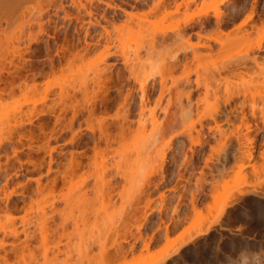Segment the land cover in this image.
<instances>
[{
    "label": "bare ground",
    "instance_id": "1",
    "mask_svg": "<svg viewBox=\"0 0 264 264\" xmlns=\"http://www.w3.org/2000/svg\"><path fill=\"white\" fill-rule=\"evenodd\" d=\"M192 2L193 0H0V56L3 59V61L0 60V248L3 249L0 253V261L2 264H9V253L6 249L7 237L12 238L10 244L13 247L10 251L13 252L18 245V243L15 244V239L20 235L18 218L15 215L18 205L14 195L19 192L17 177L22 166L27 167L32 161L30 158L32 153L29 151L32 129L29 125L37 111L42 110L40 106L47 105L49 99H57L56 103L60 104L56 125L62 124L71 132L73 145L77 140H83L81 129L85 124V128L91 133L92 138L87 142H92L93 154L85 159V152L79 155L81 154L79 151L78 154L77 150L74 152L71 150L73 152H71L69 165L71 174L69 176L67 172L65 175L68 177L65 176V178L70 183L76 175L71 182L78 189L75 193H73L72 184V190L68 193L63 192L64 194L58 195L59 197L54 196L56 192L52 190L50 194L53 193V198L49 194L48 196L53 201L50 200L49 204L45 199L43 201L40 198L41 202L45 203L43 204L45 208L41 205L42 203L39 204L40 199L37 200V195L34 199L32 194L31 198L33 197L35 202L37 200L36 203L39 205L31 201L33 204H29L31 206L28 207V213L35 209L37 213H40L38 216L34 212L32 215L35 214V216L29 213L32 217L28 214L26 217H21L23 227L21 231L26 234V241L30 239L27 236L30 224L35 223L38 229H45L48 226V220H55V213H58L62 229L65 230L69 220H72L73 222L70 223L74 225L73 229L84 232L83 235L89 234L87 228L89 229L90 224L94 225V231L103 229L101 233L99 232L100 234L97 233L100 238L103 232H105L104 236L108 234L107 232L110 233V229L112 232L116 230V233L127 229L128 235L123 239L124 241L116 243L115 251H113L114 259L117 257L120 259V256L126 257L128 252L135 249L134 242L128 248H125V243L133 235L132 227L134 226L137 228L134 238L138 239L142 236L141 228L145 225L151 209L149 204L151 199L147 198L152 193L151 186L149 183L145 185L142 182L143 179L139 182L143 183V187L138 191L125 192L126 187H123L119 190L120 204L117 206L116 197L118 196L115 197L116 190L113 186L117 184L114 182L111 184L109 180L112 179L108 177V173H105L109 169L108 162L101 160L103 158L101 156L105 155L109 149L110 153L111 150L114 152L111 153V159L113 158V166L117 173L128 177L127 172H131L128 170L131 166L137 169V172L140 171L141 166L147 164L151 166V169L154 167L162 171L167 151L173 147L174 139L175 142L179 139L184 159L182 158L183 160L179 163L182 166L180 165L176 177H180V184L189 185V180H186L182 173L183 168L195 175L202 164L200 161L206 146L211 145L210 140L224 139L225 146L219 166L216 172L210 171L212 178L207 180L204 177L206 174L201 172L202 177L198 179L195 186L191 187L192 204L195 209L200 195L206 194V189L210 185V192L213 191L217 174L221 175L228 165L230 167L236 165L241 171L250 164L248 162L253 154L250 148L252 136L256 137L259 131L264 132V84L260 86L261 88L258 84L254 85L255 90L250 88L239 90L235 89L228 80L226 82L219 80L217 83L202 82L200 79L193 81L191 72H186L183 75L184 82L189 84L194 82L196 86L204 89L195 101L185 87L180 88L178 82L170 83L166 77H162L155 104L150 105L149 81H155L158 72L147 73L146 66L149 64L147 62L154 58L159 60L160 54L163 53L159 47L165 44V49L168 48L170 39L174 42H184L185 39L189 41L193 21L188 19L178 23L170 31H162L160 39L162 43L154 38L161 45L150 42L151 45H146V49L140 41L145 37L140 39L137 36L141 34L139 32L141 29H138L140 27L138 23L142 21L140 15L151 16L171 6L175 7V11L170 13L178 15L182 8L187 10ZM144 6H147L149 10L146 9V13H140V9ZM200 22L204 24L209 22V19H201ZM216 23L219 24L220 21ZM143 26L141 25L142 31ZM143 47L148 53L149 60H146L147 57L142 59ZM171 47V52H169L170 49H166L168 56L163 53L160 57L162 58L160 62L164 60L161 62L164 67L170 69L173 67L174 70L182 65L188 70L193 63H202L209 59V62L217 66L219 73H225L230 78V76H237L245 69L261 68L264 63V29L259 34L256 45L246 50L237 49L229 54L226 52L227 49L222 47L218 50L212 46L196 48L192 44ZM141 48L142 51H140ZM35 50H42L41 55L45 59L41 65H36L31 58V52ZM214 55L218 57L214 58ZM113 57L116 61L112 60ZM118 61H121L125 70H128L129 76L135 80L140 90V104L136 119L133 118L130 102L132 95L125 89L129 84L128 78H125L126 83L119 82L120 85L116 89L117 95L112 96L110 91L114 86L111 85L112 79L107 72L114 68ZM41 88L43 91L39 93ZM184 95L188 103L184 101ZM52 106L47 107L55 109L54 104ZM113 108L116 111L109 114ZM197 124L199 127L196 128ZM243 126L249 130L245 134L249 137V144L244 143L242 135H236L235 138L233 136V129L239 130ZM167 134L171 136L168 137L164 146L156 147L155 144H159L158 139ZM132 138L135 143L131 146L133 143L129 144V141ZM22 154L26 156L23 157ZM75 154H78L77 158ZM175 158L172 156V160L175 161ZM92 166L95 171L101 167L104 174H99L98 170L96 174L93 170L94 173L91 172L89 176L98 175L97 177L100 179L104 177L105 180L109 178L106 181L101 180L102 185L97 178L100 186L97 182L96 187L99 186L101 189L94 188L96 192H90L92 189L88 188L86 185L88 183L84 179L88 168ZM180 170L183 171L179 172ZM137 172H131L132 181L136 180ZM135 173L137 174L133 176ZM167 176L171 178L170 174L163 172L156 177L157 182L153 180L155 183L150 179L154 183L153 187L158 190L162 184L166 183ZM77 178H81L84 182ZM75 181H79L78 183L84 189L80 188L78 183L75 185ZM108 182L110 183L106 185ZM103 183H106L108 188ZM146 186L148 188L144 191L143 188ZM178 186L175 183L170 190L175 191ZM61 201L63 206L60 205V207ZM46 205H49L48 208L51 206L50 216H48L50 213L46 214ZM227 205L222 206L219 215L223 214ZM100 226L105 227L99 228ZM106 227L109 228L107 232L104 231ZM168 228L166 226L164 229L168 230ZM61 234L63 235V232ZM82 238L85 237L82 236ZM109 256L106 257L107 261L110 260ZM102 261L101 259V264ZM27 262L25 261L24 264Z\"/></svg>",
    "mask_w": 264,
    "mask_h": 264
},
{
    "label": "rangeland",
    "instance_id": "2",
    "mask_svg": "<svg viewBox=\"0 0 264 264\" xmlns=\"http://www.w3.org/2000/svg\"><path fill=\"white\" fill-rule=\"evenodd\" d=\"M144 7H142L143 9H140V13H146L147 10H149L147 9V6ZM170 11H175V7L171 6L167 9H162L161 12L159 11L151 16L144 15L146 16L144 17L143 14L140 15L142 21H139L140 23H138L140 24V27L138 25L137 26L139 28L137 26L136 27L141 29V31L138 30L141 32V34H138L137 36H139L140 39L145 37L140 41H142V44H144L146 49V45L150 46L153 44L152 42H161L160 39L162 31H170L175 26H177L178 23H183L188 19H192L193 21V30L191 32L190 40L188 41V39H185L188 43L185 42L184 39V42L175 41V43L173 39H168L170 42L168 40L167 41L170 45L166 49H170L169 52L172 51L171 46H175L174 48H176L181 45L192 44L196 48L212 46L215 50H218L222 47L227 49L226 52H228V54L234 53L233 51H237V49L246 50V48L256 45L259 34H261L264 29V0H193L191 6L187 10L182 8L178 15L171 14ZM205 18H208L209 22L204 24L201 23L200 20ZM218 20L220 21L219 24L216 23ZM141 25H144L143 31ZM154 38H157V40L159 39L160 41L158 40L159 42H157V40ZM161 43L159 44L161 45ZM163 45L164 46L161 45L163 48L161 46L159 47L160 51L164 53H161V56L162 54L165 55L168 52L165 49V44ZM133 46L135 47L134 44ZM145 47H143V51L142 48L140 50L142 51L141 54L143 53L142 55L144 56L142 59L147 57L146 60H149L148 53L145 52ZM157 51L159 52V50ZM41 52L42 50H35L31 52V58L36 65H41L44 62L45 58L43 55H41ZM214 56V58L218 57V55ZM1 57L2 56H0V60L3 61ZM160 57L159 60L154 58L147 62L149 64L146 63L147 73L158 72L156 80L149 81L151 106H154L159 94L162 77H166L170 83L175 81L178 82L180 88L185 87L190 91V96L195 101L203 93L204 89L201 86H196L194 82H190V84L184 82L183 75L186 72H191V79L193 81L200 79L202 82L217 83L219 80H222V82H226V80H228L235 89L239 90L248 88L255 90L253 87L254 85L257 86L258 84V87H262L264 84V63L261 68L255 67L252 69L249 68L250 70L245 69L237 76H230L229 78L227 75H225V73H219L216 69L217 66L213 65L212 62H209V59L202 63H193L188 70H186L182 65L174 68L173 70V67L172 69L164 67L161 64V62L164 60L160 62V59H162ZM112 60L116 61L115 57H113ZM123 68L124 67L121 61H118L114 68L107 72V74L112 79L111 85L114 86L110 91L112 92V96L117 95L116 89L120 85L119 82L122 81L123 83H126L125 78H128L129 84L125 89L128 90L132 95L130 100L134 114L132 115L133 118L135 117L134 119H136L140 104V90L138 84L135 83V80L129 76L128 70ZM139 70L141 69L139 68ZM42 91L43 88L40 89L39 93ZM183 99L186 101V103H188L185 95L183 96ZM56 102L57 99H49L47 101V105H41L40 107L42 110L37 111L36 115L33 117L32 123L29 125V127L32 129V135L30 139L31 147L29 149V151L32 153V156L30 157L32 161L27 165V167L22 166V170L19 172L17 177V180L19 181L17 190L19 192L18 194L16 192L14 196L18 205L15 215H17L18 218L17 223L19 226L18 229L20 230V235L18 238H20L15 239V244L17 245L18 243V245L13 252H11L13 245L11 246L10 244L12 238L9 239V237H7L6 239V249L9 253V264H24L25 261L27 262L29 260L31 262H27L25 264H101V259L104 261H102V264H109L110 262V264H264L263 131H259L256 137L252 136L253 139L250 148L253 154L250 158V161L248 162L250 164H247V166L241 169V171L236 165L234 167H230L228 165L227 167L229 168L226 167L221 175L217 174L213 191L210 192V185L206 189L207 193L200 195L199 199L197 200L196 209L192 204L191 187L198 183V179L202 177L201 172L206 174L204 177L207 180L212 178V172L210 171L216 172V169L219 166L220 158L223 154V149L225 146L224 139L216 138L214 141L213 139L210 140L211 145L206 146L204 151L205 153L202 154L203 158L201 157L202 159L200 161V164L201 162L202 164L196 171L195 175L191 174L190 170L188 171V169L183 168L184 171H179H183L182 173L184 174L185 179L189 180V185L180 184V177H176V174H178V169L181 165H179V163H181L180 161L184 159L181 141L179 139L177 142H175L174 139L173 147L167 151L166 162L162 167V171H159V168L154 169V167L151 169V166L147 163V165L141 166V168L139 167L140 171L138 172L137 169L131 166L128 170H130L132 173L134 171L138 173L133 175L135 176L137 174L136 180H134L135 182L132 181L131 172H127V175L129 174L128 177H123L117 173V170H115V167L113 166V158L111 159V153H114L112 150L111 153L109 152V149L105 155L103 154L101 156V158L103 157L102 159L99 157V162L100 159L103 161L107 160V164L109 165V169L107 170L109 172L106 171L105 173H108V177L112 180H109V178L106 180L111 181V184H113V182L114 184H117V186L113 185L116 190L115 197L119 195V190L123 189V187H126V190H124L125 192H128L129 190L138 191L142 189L143 183L145 185L149 183V186H151L150 192L152 193L147 196L148 199H151V202L149 201L151 208L148 214L149 217L145 225L141 228L142 236H140V238H134L137 228L135 226L132 227L133 235L130 236L129 241L125 243V248L131 246V243L134 242L135 249H133L132 252H128L126 257L120 256V259H118V257L117 259H114L113 251H115L114 248L116 243H119V241L122 242L121 240H123L128 235L127 229H122L123 231H120L121 233L118 232V234L116 233L117 231L115 229L114 230L116 232H112L111 229L110 233L107 232L109 228L107 229L106 227V230L104 231H106L109 235L106 233L107 235L104 236L103 234L105 232H103L101 235L102 237L100 238L99 234L103 229H100V231L98 230V232L95 229V232L93 228L94 225L90 224L88 226L89 229L87 228L90 235H87V233L86 235H83L84 232L82 233L80 230L77 232V230L73 229L74 225L70 223L72 220H69V225H67L65 230L62 229L60 227V216L58 213H55V220H48L47 225L49 227L47 226L45 229H38L37 226L34 225L35 223L30 224L28 229L29 234L27 235L30 237V239L28 238L29 241H26V234L21 231L23 228L21 217H26V214H28L30 217L35 216V214L32 215L34 212L38 216L40 213L39 211V213H37V210H34L33 208L34 211L31 210L32 212H29L32 215L31 216L28 213V210L31 206H29V204L32 203L36 198L37 200L40 198L42 200L45 199L49 204L51 201H53V193L50 194L52 190L54 193L56 192L54 196L56 195L57 197H59L58 195L71 191L72 187H74L71 182L76 175H71L73 178L70 177L72 178L70 183L65 178V176L68 177L65 175L67 172L69 173V176L71 174V166L69 167L71 163V154L74 152V150H77L76 152L78 154L80 152L81 154L79 155H82V153L85 152V159H88V157L93 154V144L90 141L87 142L92 138L90 137L91 133L87 131L85 124H83L81 129L83 140H77L76 142L78 143L75 142L74 145L71 142V132L65 129L62 124L56 125V116H58L60 113V104ZM53 104L55 109L52 110V108L47 107L49 105L52 106ZM114 109L115 108H113L109 114H113L116 111ZM160 115L163 116L162 113H160ZM204 121L207 123L206 120ZM197 127H199L198 124L196 125V128ZM179 130L182 129L179 128ZM233 130L234 131L232 132L234 133V138L236 135H242L244 143L249 144V137L245 136V134H247L249 131L246 129V126H243L239 130ZM170 136L167 134V136L165 135L163 138L161 137L162 139L160 138L157 141L159 144H155V146L162 148ZM129 142V144L133 143L131 146L134 145V138H132V140ZM186 142L187 146H189L188 141ZM78 154H75V157L76 155L78 157ZM22 156L24 157L26 155L22 154ZM172 156L174 158L176 157L175 161L172 160ZM101 169L102 168L99 167L97 170L99 174L101 173L102 175L104 172L101 171ZM93 170L94 167L92 166V168H88L86 174L83 173L85 174L84 179L88 183L86 185L88 188H90V190L92 189L91 191L89 190L90 192H96L93 189H98L101 180L104 179V177L103 179H100L97 177L98 175L96 177H92V175L89 176ZM97 170H94L95 173ZM160 172L170 174L171 178L167 176L166 183L162 184L157 190L153 186L154 183L158 181L156 177L162 174ZM215 172L213 174H215ZM83 174L81 176L82 178ZM101 175L100 177H102ZM97 178L98 180L100 179V183L97 181ZM145 178H148V180H145ZM155 178L157 180H155ZM77 179L82 180L81 178ZM150 179L152 181L154 180L155 182H151ZM141 180H143V183H139ZM149 180L150 182H148ZM75 182L74 183L76 185L79 181ZM97 182L99 184L98 187H96ZM109 183L110 182L103 184L108 185ZM175 183H177L179 186L177 189H175V191H171L170 188ZM71 184L73 185L72 187ZM78 184L80 185V183ZM137 185L138 187H136ZM80 188H82V186ZM147 188L148 187L146 186V188L144 187L143 190L145 191ZM100 189L101 187L98 190ZM75 190L78 191V189L74 187V192H72L75 193ZM32 194L34 195V199L33 197L31 198V196H33ZM48 194L52 198H50ZM89 194L91 195V193ZM146 194H148V192ZM41 199L39 200V204H45L43 203L44 200L41 202ZM116 199V202H118L120 200L119 196L116 197ZM36 202L34 201V203ZM62 203L63 202L61 201L59 206H63ZM119 204L120 202L116 203L117 206ZM224 204L228 205L224 209L223 214L219 215ZM36 206L35 208L40 209V207ZM43 207L45 208V205H43ZM48 207L49 205H46V209L48 210H45L46 214L47 212L50 213L49 209H51V206L50 208ZM50 215L51 213L48 216ZM164 226H168V230L164 229ZM102 227L104 228L105 226H100L99 228ZM62 232L63 235L61 234ZM41 233L45 234L46 236ZM82 236L85 238H82ZM91 238H93L94 242L91 240ZM23 242L25 243L23 244ZM1 252H3V249L0 248V253ZM105 254L107 256L110 255V260H108L109 263L106 258L107 256H104ZM0 264H2L1 261Z\"/></svg>",
    "mask_w": 264,
    "mask_h": 264
}]
</instances>
